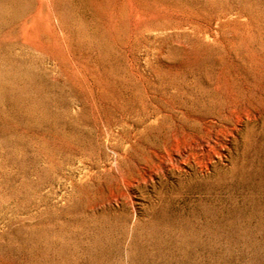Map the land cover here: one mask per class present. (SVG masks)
<instances>
[{
    "label": "rangeland",
    "instance_id": "rangeland-1",
    "mask_svg": "<svg viewBox=\"0 0 264 264\" xmlns=\"http://www.w3.org/2000/svg\"><path fill=\"white\" fill-rule=\"evenodd\" d=\"M0 264H264V0H0Z\"/></svg>",
    "mask_w": 264,
    "mask_h": 264
}]
</instances>
